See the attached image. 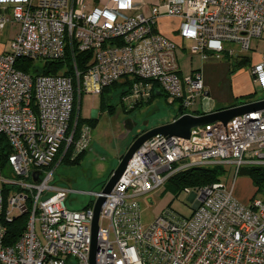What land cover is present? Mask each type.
<instances>
[{"label":"built area","instance_id":"2783aa9c","mask_svg":"<svg viewBox=\"0 0 264 264\" xmlns=\"http://www.w3.org/2000/svg\"><path fill=\"white\" fill-rule=\"evenodd\" d=\"M161 18L180 19L179 36L203 59L237 57L253 37L264 38V0H106L92 7L87 0H0V32L15 28L9 50L0 51V139L10 149L0 164V264H90L93 205L106 181L84 192L91 200L74 210L67 201L78 191L54 178L92 140L89 124L71 125L75 96L132 78L122 99L127 108L155 92L176 104L171 121L200 115L189 110L207 95L201 72L180 74L179 45L157 29ZM68 46L90 53L85 70L74 59L71 75L16 67L19 58L63 59ZM249 74L264 93V54ZM214 165L229 168V182L184 187L192 196L189 217L167 210L142 227L139 199L179 171ZM245 166H264V109L194 127L188 138L146 140L104 194L95 264H264V199L242 203L233 195ZM23 214L21 234L4 244L6 223Z\"/></svg>","mask_w":264,"mask_h":264},{"label":"rangeland","instance_id":"374dc122","mask_svg":"<svg viewBox=\"0 0 264 264\" xmlns=\"http://www.w3.org/2000/svg\"><path fill=\"white\" fill-rule=\"evenodd\" d=\"M14 29L6 27L0 32V50L2 48L9 50L10 35ZM191 46L192 42L190 40L183 41V49L180 50L179 48L177 51V60L180 53L183 54L182 57L184 56L179 64L181 71L185 75L189 74L192 69L200 68L203 79L211 82L210 98L213 99L215 93L221 97L230 96L232 98H234V95L240 94L238 98L232 99L233 102L229 105L236 106L239 105L237 103L244 102L247 99L257 100L264 96L259 84L254 82L251 77H247L253 62L258 60L261 54H264V38L253 37L250 41V50L244 53L239 52L237 57H231L226 53L222 54L220 58L209 56L204 60V66H202L200 55L190 53ZM226 46L237 49L233 43ZM245 56H250L249 62L240 66L235 65L236 59L241 60ZM71 61L72 59L61 64V68L63 70L66 69V65ZM45 62L46 60H35L31 66L41 68ZM238 83H240L239 87H241V90H246L245 94L242 95L241 91L236 90V84ZM208 89L209 86L204 85V90L207 91ZM122 99L123 96L120 100ZM110 102L117 103V97L111 95ZM76 103L82 119H96L95 126L91 130L92 140L78 165L62 164L54 173L57 184L66 185L74 191H78L71 193L67 201L68 208L74 210L81 209L91 200L92 197L84 192L102 189L103 182L106 181L111 171L117 166L125 148L131 142L135 131L133 130L131 133L121 132L122 123L133 119V121L138 122V126H141V124L148 121L147 126L151 128L170 121L176 115L177 108L176 104H169L163 95L157 96L152 104L143 108L124 107L125 112L120 111V107L117 105V110L114 114H109L108 109H102V95L100 93L83 92ZM200 107L201 104L198 99L190 107L189 111L196 112ZM8 167V165L3 167L5 176H8L6 173ZM226 170L227 172L220 176L218 181L229 182V168ZM195 186L198 185L193 187ZM254 192L251 179L247 175H238L233 186L234 197L242 203H247L254 195ZM256 197L262 198V194L257 193ZM148 198L152 200L151 204L147 203L146 200ZM139 200L142 205L143 228H146L167 210H172L182 217H189L193 212L192 196L186 193L183 188L177 189L167 183L149 192L144 198ZM102 224L106 225V222L103 221Z\"/></svg>","mask_w":264,"mask_h":264},{"label":"trees","instance_id":"16d2710c","mask_svg":"<svg viewBox=\"0 0 264 264\" xmlns=\"http://www.w3.org/2000/svg\"><path fill=\"white\" fill-rule=\"evenodd\" d=\"M71 48L68 46L65 51V58L61 59H55V60H46L45 64L40 67H32L31 64L32 60H28L25 58H19L16 61V67L33 73V74H65V75H71L73 73L74 66L71 64L73 59L76 63V67L80 70H85L87 67V63L90 61V53L89 52H77L73 53L70 51ZM66 59V60H65ZM72 61L66 65V69L61 68V64L65 63L66 61ZM250 56H245L243 59L238 60L236 59L235 65H242L243 63L249 62ZM133 82L132 78H125L120 81L114 82L110 84L109 86H106L103 88V90L100 92L102 95V104L101 107L103 110L108 109V113L112 114L115 110V105L110 102V96L113 95V97H117L118 102H122L120 100L122 96L127 94L129 91V87L131 86ZM163 95L162 93H153L152 98L147 103H136L134 107L136 108H143L145 106H148L154 102L157 96ZM77 99L78 97L75 96L74 105H73V112L71 115V125L76 122L77 125H80L81 123H87L90 125L91 128L95 126L96 119H82L79 111L77 110ZM112 101V100H111ZM2 139H0V164L1 166L5 163L6 155L8 152H10V149L8 148V145L4 142H1ZM86 152V151H85ZM85 152L81 153L79 156H77L74 160H66V165H78L81 160L84 157ZM225 173V170L220 165H214V166H195L191 167L187 170L179 171L175 173L173 176H171L166 183L168 185H171L173 187H176L177 189L184 188L186 186L193 187L194 185H205L210 184L213 182H217L219 177L222 176ZM247 175L253 184V187L255 188L254 195L250 198H255L257 193L262 194V199H264V166H245L240 169L238 175ZM105 182V181H104ZM103 182V183H104ZM26 223V215L23 214L19 217H17L15 220H13L10 223H6V232L3 238V242L6 245H10L16 241L18 236L21 234L22 230L25 227Z\"/></svg>","mask_w":264,"mask_h":264},{"label":"water","instance_id":"95a60500","mask_svg":"<svg viewBox=\"0 0 264 264\" xmlns=\"http://www.w3.org/2000/svg\"><path fill=\"white\" fill-rule=\"evenodd\" d=\"M264 109V99L255 100L252 102L230 106L223 109L203 113L200 115L184 114L173 121L162 123L160 125L148 128L146 131L137 135L125 153L122 155L117 166L111 171L108 176L103 189V195L99 196L93 205V218L91 222V245L89 250L90 264H95V255L99 249L98 243V220L101 211V205L105 200L104 194L109 193L123 171L125 170L128 162L130 161L133 153L137 148L146 140L154 137L155 135L162 136H177L181 138H188L190 136V130L197 126H202L214 122H221L226 124L233 117L243 115L249 112L258 111ZM146 125V124H145ZM131 127H125L126 133L129 132ZM38 172L32 174V180L36 181ZM151 202V200H148Z\"/></svg>","mask_w":264,"mask_h":264},{"label":"crops","instance_id":"0c3cea01","mask_svg":"<svg viewBox=\"0 0 264 264\" xmlns=\"http://www.w3.org/2000/svg\"><path fill=\"white\" fill-rule=\"evenodd\" d=\"M105 1L106 0H87L89 6H91V7L92 6H98V5H100L101 3L105 2ZM179 23H180V19H178V18H161L158 21V23H157V29L161 33L165 34L166 36H168L169 38H171L172 40H174L179 45L180 50H182L183 49L182 48V46H183V40L179 36V34L177 32ZM14 33H15V31H13V33L10 35V39L12 38V36H13ZM2 50H5V49L2 48L0 51H2ZM191 54H193V53H191ZM182 55L183 54L180 53V56H178V63L179 64L181 62V59L184 57V56L182 57ZM200 58H201V56H200ZM204 60L205 59L201 58L202 66H204L203 65ZM179 68H180V74L182 75L183 73L181 71L180 65H179ZM193 70H199L201 72V69L200 68L199 69H192L191 71H193ZM201 75H202V72H201ZM247 75H248L247 77L250 78V74H247ZM203 83H204L205 86L206 85H207V87L209 86V89L206 91L207 92V95H206L205 99L200 100V104H201L200 109H197L198 111H196V112L193 111L194 114L207 113V112L215 111V110H218V109H223V108L230 107L229 105L233 102L232 99H236V98H238L240 96V94H238V95H234L233 96L234 98H232L230 96L221 97L219 94H216L215 93V95H214L215 97L212 99V98H210L211 97L210 96V89H212L211 86H210V83L211 82L208 81V80L203 79ZM239 86H240V83L236 84V90L237 91H241L240 93L242 95L245 94L244 92H246V90H244V91H243V89L241 90V87H239ZM252 101H254V100L247 99L246 101L241 102V103H237V104L240 105V104H244V103H248V102H252ZM231 106H233V105H231ZM254 190H255V188H254Z\"/></svg>","mask_w":264,"mask_h":264},{"label":"flooded vegetation","instance_id":"af4514ba","mask_svg":"<svg viewBox=\"0 0 264 264\" xmlns=\"http://www.w3.org/2000/svg\"><path fill=\"white\" fill-rule=\"evenodd\" d=\"M113 104L115 105V110H114V112L112 113V114H114L115 112H116V110H117V105L120 107V111H123V112H125V110H124V107H126L125 106V104L123 103V102H120V103H114L113 102ZM127 108V107H126ZM146 124V125H145ZM147 124H148V121H146V122H144L143 124H141V126H138V122L137 121H133V119L132 120H127L125 123H122L121 124V132H126L125 130V127H131L130 128V130H129V133H131L133 130L135 131V133H134V135H133V137H132V140H131V142L127 145V147L125 148V151L127 150V148L130 146V144L133 142V140L135 139V137L137 136V135H140L142 132H144V131H146L149 127L147 126ZM144 125V126H143ZM124 134V133H123ZM125 151L123 152V154L125 153ZM122 154V155H123ZM121 155V156H122Z\"/></svg>","mask_w":264,"mask_h":264}]
</instances>
